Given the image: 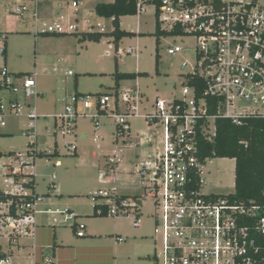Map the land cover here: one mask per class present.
Returning a JSON list of instances; mask_svg holds the SVG:
<instances>
[{"label":"built area","instance_id":"1","mask_svg":"<svg viewBox=\"0 0 264 264\" xmlns=\"http://www.w3.org/2000/svg\"><path fill=\"white\" fill-rule=\"evenodd\" d=\"M32 1L35 2L34 17H37L36 8L43 0ZM77 1L72 2L73 7H77ZM151 1L137 0L136 14L151 7L155 29L164 33L158 43L169 39L168 55L191 53L193 59L180 66V97L166 101L157 98L154 111L141 114L143 94L137 82L127 89L119 88L101 95L72 93L55 115L42 116L33 106L23 135L37 138L34 121L39 118L54 121V137L74 136L80 119L94 120L95 130H98L99 116L111 111L115 127L113 147L106 154L97 179L100 185L113 187L91 193L97 214L106 206L107 216L133 215L132 227L139 228V215L148 201L152 213L147 217L153 221V232L159 234L158 255L154 256L156 264H264V206L237 204L228 195L205 191L207 185L203 176L208 160H200L198 145L201 140L213 139L217 119L240 125L246 118H264V0H157L156 4ZM73 21L64 24L61 19H44L38 33L78 32V25ZM187 44L190 46L185 47ZM5 52L6 36L0 33V55ZM122 53L138 59V45L116 49L113 56ZM56 71L54 68L53 72ZM67 75L72 73L68 71ZM36 77V73H32L17 78L0 69V89H12L14 93L21 90L23 97L31 100L38 95ZM17 100L12 93L7 105L0 99V127L5 126L7 111L22 110ZM240 101L249 105L240 108ZM132 119H142L146 125L160 121L163 126L160 153L152 162L139 160L136 165V175L149 200L140 195H120L116 185L125 149L139 137L138 133L135 137L131 134ZM63 146L66 154H77L74 143L64 140ZM40 153L45 154L41 158L60 156L56 148L49 153L37 152L34 141L28 144L25 155L9 152L8 162L3 165L6 174L0 194L7 199L0 201V239L7 244L16 245L21 237L34 238L35 216L39 212L36 208L44 197L34 192L35 175L27 174L24 169H33L34 159L40 157ZM26 156H31L33 161H23ZM51 163L59 166V161ZM54 179L51 175V182ZM75 228L77 233V229L85 226L75 223ZM77 236L84 235L79 231ZM122 240L117 238L118 242ZM1 253L5 257L0 258V264H13L12 252H3L0 246ZM45 254L43 264H56L52 256ZM31 264L36 263L32 260Z\"/></svg>","mask_w":264,"mask_h":264},{"label":"rangeland","instance_id":"2","mask_svg":"<svg viewBox=\"0 0 264 264\" xmlns=\"http://www.w3.org/2000/svg\"><path fill=\"white\" fill-rule=\"evenodd\" d=\"M73 1L49 0L52 11L47 18H42L39 14L34 17L35 2L32 0H0V33L6 36V52L0 55V69L10 73H36L38 91L37 97L28 100L21 90L14 93L12 89H0V99L4 105H7L12 93L17 96L19 108L22 109L17 113L7 111L5 126L0 127V189H4L6 171L3 165L8 162L9 152L25 155L28 144L35 141L37 152L49 153L56 148L60 154L54 159L36 157L33 169H24L27 174L35 175L34 192L44 197L36 208L39 212L35 216L34 238L21 237L16 245L0 239V246L4 252H13V264H30L32 260L36 264H43V253L50 250L54 242L58 245L53 257L56 264H156L154 256L158 255L159 234L153 232V221L147 217L152 213L148 201L139 215V228L132 227L133 215L92 216L94 201L91 193L113 187L102 186L97 181L98 170L103 168L105 156L113 147L115 127L111 111L99 116L98 130H95L94 120L80 119L76 123L74 136L54 137V121L39 118L34 121L37 138L23 134L30 121L27 115L33 106L42 116L55 115L63 108L61 100L75 91V85L77 92L92 96L113 91L112 73L116 66L121 73L146 74L133 81H122L120 88L127 89L137 82L143 94L140 113H151L157 98L166 101L180 97V66L191 63L193 59L191 53L168 55L169 39L156 44L151 7L135 16L121 18V29L132 34L121 38L117 45L111 38H103L98 43L88 40L80 43L79 37L72 34L54 36L38 33L40 22L44 19H61L67 24L78 16V21H73L78 25V32L112 29L110 20L99 19L94 13L97 3H109L111 0H78L77 7L72 6ZM41 3L44 2L40 1L38 5ZM23 7L25 10L22 11ZM86 21L90 24H86ZM136 45L139 49L138 59L123 53L118 57L113 56L116 49ZM156 54L159 57L158 73L155 70ZM54 68L56 72H53ZM68 71L72 73L71 76L67 75ZM248 105L245 101L238 102L240 108ZM109 107H113V100ZM136 133L139 134L138 140L125 149L116 185L119 194L140 195L149 200L136 175V165L139 160L152 162L160 153L163 126L160 121L146 125L142 119H132L131 134L135 137ZM64 140L74 143L77 155L66 154ZM23 161L31 163L33 158L26 156ZM55 161H59V166L52 165L51 162ZM234 165V160L230 159L208 160L203 176L207 185L205 191L222 196L233 194ZM51 175L55 176L52 182ZM45 211L50 213L46 214ZM74 223L85 226L82 230L77 229V233L81 231L83 237L73 232L71 226ZM119 237L123 239L121 242L117 241Z\"/></svg>","mask_w":264,"mask_h":264},{"label":"trees","instance_id":"3","mask_svg":"<svg viewBox=\"0 0 264 264\" xmlns=\"http://www.w3.org/2000/svg\"><path fill=\"white\" fill-rule=\"evenodd\" d=\"M150 3L156 4L157 0H152ZM136 11L137 0H113L112 3H97L94 7L95 16L99 19L110 20L112 29L105 32H75L71 34L79 37L78 41L80 43L86 40L98 43L103 38H111L112 42L117 45L121 38L132 34L121 29L120 18L135 16ZM163 34L155 29L153 35L156 44H158L159 36ZM50 35L60 36L65 34ZM158 59V54H156V73H158ZM11 74L17 78L30 75L23 72ZM145 75L144 73H121L117 71L116 66L114 73H112L113 90L117 91L122 81H133L138 76L143 77ZM96 95L101 94L97 93ZM210 102L214 105L212 100ZM211 112H214V110ZM198 145L199 158L202 161L211 159L234 160V193L228 195L232 201L245 206H264V118H246L242 120L240 125L233 124L230 120L217 119L213 139L211 141L201 140ZM44 155L43 153L39 154L40 157ZM6 199L7 196L0 194V201ZM92 216L107 217V207L103 206L102 212L97 214L96 205H94ZM249 223L252 225V220ZM71 227L76 234L75 223ZM255 234L256 232L253 233L254 236ZM4 257L5 254L1 253L0 258Z\"/></svg>","mask_w":264,"mask_h":264},{"label":"crops","instance_id":"4","mask_svg":"<svg viewBox=\"0 0 264 264\" xmlns=\"http://www.w3.org/2000/svg\"><path fill=\"white\" fill-rule=\"evenodd\" d=\"M105 1H107V0H105ZM43 2L44 3H41V5H38L37 6V12H39L38 14H39V17H40V15H41V17L42 18H47V16H49L50 15V13H51V11H52V5L50 4V2H49V0H43ZM113 2V0H111V2H109V3H112ZM78 6V5H77ZM122 18V17H121ZM121 18H120V21H121ZM77 21H78V19H79V16L78 17H76L75 18ZM13 74H16V73H21V72H16V73H14V72H12ZM24 73V72H23ZM68 76H71V75H68ZM76 86L77 85H75V91L73 92V93H76V94H83V93H79V92H77L76 91ZM112 92V91H111ZM40 94H41V92H40ZM70 94H72V93H69V94H67L66 96H65V98L68 96V95H70ZM99 94H104V93H99ZM64 98V99H65ZM64 99H62L61 100V102L63 103V101H64ZM77 155V154H76ZM97 181H98V179H97ZM99 183V182H98ZM100 184V183H99ZM119 191V190H118ZM120 195H123V194H120ZM123 196H137V195H123ZM92 214H93V210H92ZM95 217V216H94ZM55 241V240H54ZM56 246H58L55 242H54V244H53V247H51L50 248V250H45L44 251V253H43V255H44V258H45V256H46V254L45 253H48L50 256H52V258L54 257V255H55V248H56ZM4 252V251H3ZM9 252H12V251H9ZM12 255H13V252H12ZM31 263H32V261H31ZM30 263V264H31Z\"/></svg>","mask_w":264,"mask_h":264}]
</instances>
